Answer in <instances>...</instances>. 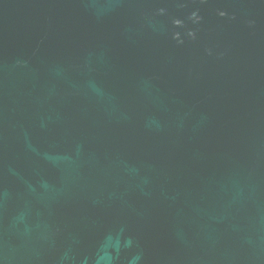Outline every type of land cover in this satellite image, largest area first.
Masks as SVG:
<instances>
[{"label": "water", "instance_id": "1", "mask_svg": "<svg viewBox=\"0 0 264 264\" xmlns=\"http://www.w3.org/2000/svg\"><path fill=\"white\" fill-rule=\"evenodd\" d=\"M0 264H264V0H0Z\"/></svg>", "mask_w": 264, "mask_h": 264}]
</instances>
